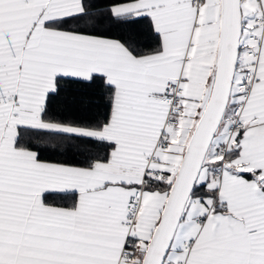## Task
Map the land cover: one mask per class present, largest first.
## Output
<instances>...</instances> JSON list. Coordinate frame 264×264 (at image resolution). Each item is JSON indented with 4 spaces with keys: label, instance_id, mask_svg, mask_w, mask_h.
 <instances>
[{
    "label": "snow or ice",
    "instance_id": "6c2138e0",
    "mask_svg": "<svg viewBox=\"0 0 264 264\" xmlns=\"http://www.w3.org/2000/svg\"><path fill=\"white\" fill-rule=\"evenodd\" d=\"M0 264H264V0H0Z\"/></svg>",
    "mask_w": 264,
    "mask_h": 264
}]
</instances>
